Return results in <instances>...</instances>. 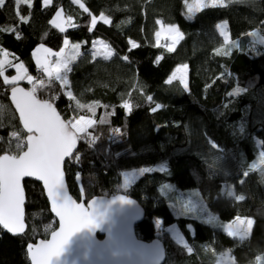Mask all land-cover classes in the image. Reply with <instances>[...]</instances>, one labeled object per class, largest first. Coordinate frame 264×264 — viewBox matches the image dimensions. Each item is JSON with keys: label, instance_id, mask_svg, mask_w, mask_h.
I'll return each mask as SVG.
<instances>
[{"label": "trees", "instance_id": "obj_1", "mask_svg": "<svg viewBox=\"0 0 264 264\" xmlns=\"http://www.w3.org/2000/svg\"><path fill=\"white\" fill-rule=\"evenodd\" d=\"M199 9L187 18L184 0H51L47 6L42 0H32L31 6L4 0L0 49L7 50L13 64L22 62L29 75L44 81L36 95L54 99L62 118L94 120L64 165L74 198L89 202L124 193L137 200L144 218L136 225V234L163 242L164 264H214L225 250L233 264H264V163L255 166L264 151V49L251 54L244 39L255 29L264 34V0H224ZM58 10L77 27L66 26L62 32L50 23ZM101 13L110 23L97 21L93 27L91 17ZM158 20L176 24L183 33L171 52L155 43ZM221 21L227 22V44L217 27ZM65 38L69 44L80 43L78 56L68 61L66 84L44 74L32 55L41 44L58 51ZM97 39L110 46L112 56L102 54ZM218 48L230 54H218ZM179 65L188 67L187 90L178 80L168 82ZM5 73L12 75L15 68L6 67ZM18 83L31 88L25 80ZM11 86L0 77V155L10 146L11 132L26 136L7 96ZM237 87L246 91L229 96ZM77 101L85 107L78 108ZM125 102L130 112L123 107ZM15 143L11 139L13 150ZM157 165L163 169L152 168L121 184L123 172ZM165 182L180 189L196 188L221 220L251 218L250 234L241 239L216 222L175 215L159 189ZM228 183L234 195L221 192ZM23 185L26 231L12 235L0 228V264H29L27 244L45 240L56 227L41 185L28 179ZM153 218L161 219L163 226L175 224L190 251L167 232L158 236Z\"/></svg>", "mask_w": 264, "mask_h": 264}, {"label": "snow or ice", "instance_id": "obj_2", "mask_svg": "<svg viewBox=\"0 0 264 264\" xmlns=\"http://www.w3.org/2000/svg\"><path fill=\"white\" fill-rule=\"evenodd\" d=\"M16 4L21 3L31 6L32 0H15ZM224 0H196L197 5L200 7H215L217 4H223ZM4 3V0H0V5ZM44 6L51 3V0H43ZM185 6L188 8V12L191 13L193 8L189 5L188 0H184ZM83 7V5H81ZM199 11V7L196 9ZM87 12L88 9L84 8ZM61 16V11L56 12L53 17L52 23L60 31H65V28L61 24L57 23V18ZM104 23H110V18L105 17L103 13L100 14ZM71 17H68L67 22H71ZM21 20H24L21 17ZM97 23V17L93 16L91 24L94 27ZM158 24H162L161 21H157ZM225 24L227 22H224ZM70 27H77V25L69 23ZM220 29L221 35L224 36L225 44L228 43V36L225 32L223 25H217ZM162 28L169 32L175 33L172 36V43L167 46L169 52L173 51L176 43L180 39H183V33L179 31V28L174 24L163 25ZM91 31V29H89ZM15 31V29H13ZM155 37L157 44L161 37V31H156ZM19 38V36H18ZM133 47H137L135 41H131ZM64 44L68 45L67 38L64 40ZM79 45H73V49H78ZM43 49L46 54H51L52 50L45 48L43 44L39 45L34 51L33 55L36 57V63L39 65L48 75L51 77L53 71H55L57 80L67 83V72L71 71L67 58H61L56 61V68L53 70L49 67V58L46 55L42 60L38 55L40 50ZM64 49H61L60 53L54 55L62 56ZM218 54L229 55L230 50L222 51L216 49ZM9 53L7 50L0 49V77H3L5 85H12L11 87V99L15 104L16 109L19 112L20 120L23 123V129L26 130L27 135L22 137L19 132L13 131L10 134V146L0 155V226L3 229L8 230L13 234L23 233L25 230L24 224V189L21 181L25 177H37L43 181L45 188L47 189L48 197L52 203V211L59 217V231L52 232V239L41 240L39 244H28L27 250L31 257L32 264H52L53 258H58L64 251L65 245L69 242L74 233L81 231L82 229L93 230L100 227L104 222L105 216L99 210L89 212L82 203H76L67 193L65 188L62 164L65 162V158H70L72 149L75 147L78 139H85L88 135L87 129L93 125V120L86 118L85 116H79L77 119L75 116L67 119L62 118L61 114L54 107V99H38L36 92L37 89L44 87V81L28 74L27 69L24 68L23 63L13 64L7 60ZM107 55H111L108 52ZM127 59V57H124ZM6 67H15L17 74L14 76L5 75ZM187 68V65L178 66L176 71L169 77L168 82L174 78H179L184 86V89H188V83L186 82L181 69ZM61 69H64V73L61 74ZM177 73H180L177 77ZM27 79L30 84L33 85L30 89H25L18 86V82ZM246 91L243 88H235L232 92H229V96L239 95ZM68 96L72 99V93L69 92ZM148 100H152L149 96ZM77 107H85L77 101ZM91 110V105H88ZM124 108L131 111L130 105L125 102ZM157 108L160 105L156 106ZM227 107V105H225ZM153 111L156 108L152 109ZM103 122V121H102ZM119 133V129L114 130ZM243 131V128H241ZM11 139L16 141L14 150L11 147ZM264 144V142H261ZM215 147V145H213ZM26 148V151L24 150ZM261 163H264V151L259 153ZM79 157H77V161ZM142 172L150 171V169H141ZM248 175L247 172L244 173ZM80 174L77 173V180L79 181ZM121 202L130 203L126 196H119ZM236 199L243 200V196H237ZM92 204L97 202L93 200ZM253 221L251 219H242L237 216L235 222L229 225L231 236H240L241 239L246 238L250 234Z\"/></svg>", "mask_w": 264, "mask_h": 264}, {"label": "water", "instance_id": "obj_3", "mask_svg": "<svg viewBox=\"0 0 264 264\" xmlns=\"http://www.w3.org/2000/svg\"><path fill=\"white\" fill-rule=\"evenodd\" d=\"M18 86L25 88L26 90L28 89L22 83H18ZM11 87L7 92V96L17 114L21 128L23 129V123L20 120L19 112L11 99ZM23 131L27 135L26 130L23 129ZM77 145L78 140L75 147L72 149L70 158L76 151ZM24 150L26 151V148ZM70 158L66 157L65 162ZM65 162L62 164V172L68 195L76 203H82L89 212L99 210L104 214L105 219L98 228L93 230L82 229L81 231L74 233L69 242L65 245L64 251L61 253V255L58 258H53L52 264H164L167 255L163 242L158 237H155L150 241H146L139 238L136 234L135 227L144 218V210L140 203L137 200L128 197L124 193H116L109 197L92 199L89 202H84L83 200L74 198L68 189L64 171ZM27 179L36 181L41 185L44 196L48 203L50 214L56 221V227L48 234L47 238L45 239L50 241L52 239V232L59 231V217L54 211H52V203L48 197L47 189L45 188L43 181L39 180L37 177L22 178L21 184L23 189V181ZM119 196H126L131 202H121L119 199H117ZM24 197L25 200L23 210L25 232V190ZM93 200H95L97 203L92 204L91 202ZM0 228L3 229L2 226H0ZM3 230L12 235H22L24 233L13 234L8 230ZM39 242L40 240H37L36 242L28 244L37 245ZM27 246L26 252L29 264H32Z\"/></svg>", "mask_w": 264, "mask_h": 264}, {"label": "rangeland", "instance_id": "obj_4", "mask_svg": "<svg viewBox=\"0 0 264 264\" xmlns=\"http://www.w3.org/2000/svg\"><path fill=\"white\" fill-rule=\"evenodd\" d=\"M188 2H189V5L192 6L193 11L191 13H189L188 8L185 6V9H186L185 16L187 18H191L193 12H195L196 9L200 6L197 5L196 0H188ZM55 15H54V17H55ZM93 16H95V15H93ZM97 19H99V18H97ZM67 21H68V19L65 16H63V14L61 12V16L59 18H57V23L63 22V24H65ZM224 22H226V21H221L218 23V25H223L225 32L228 36V41H230L229 32L227 30V23L225 24ZM162 24L163 25H169V24H165V23H162ZM162 24H159L158 29H157V31H161V37H160L158 45H162V46L167 48V46L172 43V36L175 35V33L169 32L166 29L162 28ZM174 25H176V24H174ZM66 26H69V24H66ZM219 31H220V29H219ZM223 38H224V36H223ZM244 39H247L246 47H247V50L249 51V53L257 55L258 53H260V51H262L264 49V34L262 33L261 30L255 29L253 31L248 32L246 34V36L244 37ZM155 43L157 44L156 37H155ZM77 44L79 45V48L73 49V45H77ZM234 45H237V41L234 43ZM64 46H66V45H63L61 47V49L65 50L64 51L65 52L64 58H67L68 61L74 60L80 52V43L79 42H70V45H68L67 47H64ZM96 47L105 56L107 55L108 52H110L109 50H111L110 46L107 45V43L101 39L96 40ZM61 49L59 52H61ZM3 58H4L3 56H0V59H3ZM8 59L10 61V57L9 58L7 57V60ZM179 66H182V65H179ZM177 68H178V66L173 70V72L171 73L170 76H172V74L176 71ZM63 71H64V69L61 70V74H63ZM181 71H182L184 78L187 82L188 81V67L181 69ZM16 74H17V70L12 75L5 73V75H7L9 77L14 76ZM179 75H180V73H177V77H179ZM33 77H35V76H33ZM35 78H37V77H35ZM24 80L28 82L27 79H24ZM173 80L180 81L179 78H174ZM180 83H181V81H180ZM30 87L32 88L33 85L30 84ZM85 117L93 120L91 117H88V116H85ZM76 118L78 119L79 116ZM262 164L263 163H261L260 157H258V159L256 160V163H255V166H260ZM152 168L153 169H163V166L157 165V166H153V167H143L140 169H132V170L125 171L122 173V176H121L122 177L121 184L127 185V184L131 183L132 181H134L135 179H137L143 173L141 171V169H152ZM159 189H160L161 193H163L167 197V203H168L169 207L172 209V211L175 213V215L192 217V218H196L200 221L216 222L217 226L221 227L226 233L229 234V231H230L229 225H232L235 222L236 217H234L231 220H226V221L219 219L216 214L209 211L205 201L201 198V196H200V194L196 188L180 189L172 183L165 182V183H162L160 185ZM221 192L223 194L229 195V196L234 195V188H233L232 184H230V183L224 184L222 189H221ZM241 218L245 219L244 217H241ZM249 219H251V218H249ZM153 222H154L156 234L158 236H160V234L162 232H167L169 234V236L175 242L184 246L185 249L189 250V246H188L187 241L185 240V238L183 237L179 228L175 224L163 226L162 221L159 218H153ZM188 229L190 230L191 233L193 232L192 224L188 225ZM235 237H240V236H235ZM214 264H233V258L228 251H226V250L221 251L220 253L217 254V258H216Z\"/></svg>", "mask_w": 264, "mask_h": 264}, {"label": "crops", "instance_id": "obj_5", "mask_svg": "<svg viewBox=\"0 0 264 264\" xmlns=\"http://www.w3.org/2000/svg\"><path fill=\"white\" fill-rule=\"evenodd\" d=\"M42 3H43V0H42ZM43 5H44V3H43ZM62 12V11H61ZM56 14V13H55ZM63 14V13H62ZM64 16V15H63ZM54 17V16H53ZM97 18H99V19H97V21H102V22H104L103 21V19H101V17L98 15V16H96ZM53 19V18H52ZM91 19H92V17H91ZM52 21V20H51ZM59 24H61V26L62 27H65L66 26V24H69V22H66L65 24H63V22H58ZM65 45V44H64ZM68 45H70V44H68ZM68 45H66V46H64V47H67ZM108 45V44H107ZM38 46L39 45H37L34 49H33V51H32V55H33V53H34V51L38 48ZM46 48V47H45ZM5 50V49H4ZM60 51V49L58 50V51H52L51 52V54H46L45 52H44V50L43 49H41L40 50V52L38 53V55L41 57V59L43 60L44 58H45V56L47 55L48 56V58H49V67L50 68H52L53 70L56 68V61L57 60H60L62 57L64 58V53L65 52H63V54H62V56H57V55H54L55 53H60L59 52ZM65 51V50H64ZM110 52H111V55L110 56H112V54H113V50L111 49V50H109ZM107 57H110L109 55H106ZM8 58H9V55L7 56ZM33 58H34V60H35V63H36V57L33 55ZM8 61H9V59H8ZM21 62H17L16 64H20ZM37 64V63H36ZM38 66V68L44 73V74H46V75H48V73L47 72H45L39 65H37ZM15 68V67H14ZM24 68H25V66H24ZM26 69V68H25ZM61 70H63V69H61ZM15 71H16V68H15ZM49 76V75H48ZM55 76H56V73H55V71H53V74H52V77L53 78H55ZM56 79V78H55ZM187 250V249H186ZM187 251H190V248H189V250H187ZM220 253V252H219Z\"/></svg>", "mask_w": 264, "mask_h": 264}, {"label": "built area", "instance_id": "obj_6", "mask_svg": "<svg viewBox=\"0 0 264 264\" xmlns=\"http://www.w3.org/2000/svg\"><path fill=\"white\" fill-rule=\"evenodd\" d=\"M11 133H12V132H11ZM11 133H10V134H11ZM9 136H10V135H9ZM53 221H55V219H54V218H53Z\"/></svg>", "mask_w": 264, "mask_h": 264}]
</instances>
